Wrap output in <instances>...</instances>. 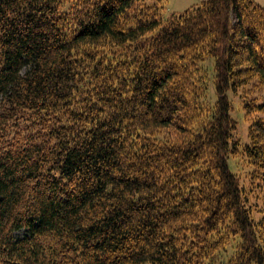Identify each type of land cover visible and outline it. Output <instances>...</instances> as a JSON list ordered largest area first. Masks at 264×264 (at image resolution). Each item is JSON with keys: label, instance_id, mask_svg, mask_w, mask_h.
Returning <instances> with one entry per match:
<instances>
[{"label": "trees", "instance_id": "16d2710c", "mask_svg": "<svg viewBox=\"0 0 264 264\" xmlns=\"http://www.w3.org/2000/svg\"><path fill=\"white\" fill-rule=\"evenodd\" d=\"M166 11L0 0V264H264V6Z\"/></svg>", "mask_w": 264, "mask_h": 264}, {"label": "rangeland", "instance_id": "374dc122", "mask_svg": "<svg viewBox=\"0 0 264 264\" xmlns=\"http://www.w3.org/2000/svg\"><path fill=\"white\" fill-rule=\"evenodd\" d=\"M200 0H164L165 7H166V13L170 14H180L184 12L187 9H190L197 5ZM208 63H204V65H209L211 64V61H207ZM208 74H209V82H208V100L210 103H214L216 100V94L213 86V80H212V67L210 66L208 68ZM228 99L230 100L232 104V111H231V117L236 121L237 123V137L240 139L242 144L248 143V138H247V127H248V122L245 120V116L243 113V109L241 108L240 105V99L238 96L234 95L233 93H228L227 94ZM228 167L231 171H241L243 170L242 163L238 162L236 164H233L232 161H228ZM241 176H244V174H240ZM18 236L22 235V232L17 233Z\"/></svg>", "mask_w": 264, "mask_h": 264}, {"label": "crops", "instance_id": "0c3cea01", "mask_svg": "<svg viewBox=\"0 0 264 264\" xmlns=\"http://www.w3.org/2000/svg\"><path fill=\"white\" fill-rule=\"evenodd\" d=\"M200 1H203V0H200ZM254 1L257 2L258 4L264 6V0H254Z\"/></svg>", "mask_w": 264, "mask_h": 264}]
</instances>
